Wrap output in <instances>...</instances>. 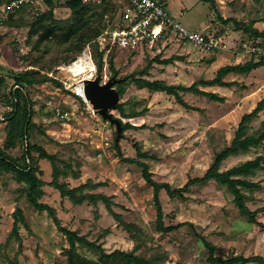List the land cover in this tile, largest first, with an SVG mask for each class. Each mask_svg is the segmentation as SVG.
Segmentation results:
<instances>
[{"label":"rangeland","instance_id":"rangeland-1","mask_svg":"<svg viewBox=\"0 0 264 264\" xmlns=\"http://www.w3.org/2000/svg\"><path fill=\"white\" fill-rule=\"evenodd\" d=\"M9 1L0 0V17H3L4 7ZM217 1L218 8L217 5L213 7L210 3L198 0H169L168 8L186 27L193 30L204 29L224 36L230 50L202 53L176 33L169 32L151 49L144 46L135 50H114L117 77L124 78L132 74L139 77L144 73L143 77L150 80L189 86L197 78L213 79L217 69L223 65L249 61L250 55H240V43L247 37L235 29L233 22L224 23L217 15L220 13L224 18L235 17L247 23L254 20L255 27L264 31V0ZM70 13V9L64 6V0H58L54 10L55 17L65 19ZM36 15L37 11L33 7H27L25 17L28 21L33 20ZM118 15L119 8L117 17ZM28 32L29 25L21 28L0 25V48L5 68L3 74L9 70L20 71L27 68L28 63L19 58V54L15 55L11 42L17 41L20 54L27 53L30 50L27 43ZM103 43L106 45L107 42ZM53 46L54 43H50V47ZM87 48L88 46L77 54L75 60ZM90 52L92 56L91 48ZM65 54L67 53L62 52L58 60ZM34 55H40V52H35ZM108 55L106 52L102 82L113 79L107 62ZM67 56L71 58L74 54L68 53ZM156 56L160 59L172 56L178 58L170 64L154 62L148 67L150 59ZM47 57L49 55H43L40 59L45 60ZM212 57L215 60L210 62ZM75 60H61L54 71L49 73L63 86L49 82L28 88L33 101V119L37 125L31 132V141L41 144L50 153H56L60 159L69 163L70 172L79 171L81 174L79 178H74L69 172L70 175L60 177L61 181L67 182L71 187L88 180L101 183L93 191L112 196L116 203L114 210L142 232H128L118 225L102 202L97 205L87 202L75 205L69 199L62 198L56 189L45 185L44 201L57 208L63 224L77 229L89 240L103 244L108 252L115 249H135L137 253H150L153 249L160 248L161 253L168 255L164 264H209L208 250L198 239L196 232L215 244L217 254L221 257L232 254L264 257V212L258 213L257 223L250 222L240 214L233 196L226 188L213 181L206 185L192 186L185 193L186 199H171L162 191L165 224L192 222L193 226L184 225L168 234L159 232L153 188L143 178L141 167L124 160L136 157V146H139L147 155L141 160L148 163L153 179L160 183H170L173 187H182L190 178L203 176L210 167L215 152L231 143L243 114L250 112L264 97V66L248 75H227L225 80L235 83L232 86L199 85L204 91L216 92L225 97L223 102L198 93L182 92L181 96L188 107L180 104L173 95L148 88L140 89L132 83L127 86L120 103L125 104L126 112L133 109L140 114L124 118L116 108L111 110L114 117L134 125L133 128L120 130L118 138V126L99 114L89 101L83 99L84 95L75 93L82 75L74 76L65 69ZM92 62L95 64L93 56ZM97 76L95 65L90 80ZM12 85L13 80L8 77L7 86L0 92V146L6 137L3 113L9 110L4 103L3 94L9 93ZM54 106H61L73 113L69 119H60L54 113ZM263 120L264 111L250 124L251 131L258 129ZM12 153L18 156L21 152L13 150ZM260 153H264V146L253 148L246 154L232 156L223 163L222 170L253 159ZM39 164L42 169L41 178L46 182L51 181V163L41 159ZM60 165L63 166L62 163ZM252 179L259 183V188L254 192V200L248 202V206L255 210L264 206V170L259 171ZM19 185L12 174L1 173L0 245H4L12 229L14 197ZM20 205L30 229L21 225L23 249L20 252L15 238H11L6 248H0V264H10L16 253L20 264H55L56 261L58 264H66L63 251L69 244L57 231L47 212L34 210L25 200ZM78 251L89 258H98L97 252L82 245H78Z\"/></svg>","mask_w":264,"mask_h":264},{"label":"trees","instance_id":"trees-1","mask_svg":"<svg viewBox=\"0 0 264 264\" xmlns=\"http://www.w3.org/2000/svg\"><path fill=\"white\" fill-rule=\"evenodd\" d=\"M58 0H45L46 9L38 11L33 20L28 21L25 17L28 5L24 4L15 12L9 14L6 18L0 17V25L8 28H21L29 25L27 43L30 50L27 53L20 54L17 48V41L11 42L15 55L19 54V58L26 61L27 68L14 71L9 70L3 74V65L0 64V92L7 86V78L13 80V85L9 88V93H4V103L9 110L3 113L5 123L4 130L6 137L3 145L0 146V176L1 173L12 174L14 180L19 183L17 194L15 195V207L12 212L13 224L10 235L4 245L0 248L7 247L11 238H15L18 242V252L23 249V237L20 233L21 225L30 229V225L25 216L24 210L20 203L25 200L27 204L34 210L39 212H47L48 217L67 240L69 246L63 251L66 264H164L168 255L161 253L160 248L153 249L152 252L145 251L137 253L133 250L115 249L108 252L103 244L97 241L89 240L86 235L80 234L77 229L64 225L63 220L58 215L56 207L42 201L46 192L45 185L56 189L62 198L69 199L75 205L90 203L97 205L102 202L108 212L114 217L118 225L123 226L128 232H138L141 229L133 223H128L123 216L114 210L116 204L112 196H108L101 192H94L101 183H94L88 180L78 186L71 187L67 182L61 181L60 177L70 175L71 165L60 159L56 153H50L44 146L31 141V132L37 127L33 115L34 108L28 88L41 86L49 82H54L59 86H63L61 82L49 75L54 71L56 65L60 61L75 60L76 55L84 51L89 46L92 49V56L97 68L98 75L101 76L105 67V54L108 46L103 48L97 41L110 24L114 23L118 13L117 5L111 0H104L101 3H83L82 0H64V6L69 8L71 13L65 19H57L54 10ZM210 3L216 7V0H200ZM218 19L224 23L233 22L235 29L240 31L243 36L250 40H264V31H260L255 27V21L245 22L235 17L224 18L220 13ZM54 43L50 47V43ZM41 45H44L41 48ZM117 47L113 46L109 51L108 65L115 80V87L122 97L126 92V88L130 84H135L138 88H148L152 91L165 92L168 95L176 97L177 101L185 107L188 103L182 98V92H193L202 94L211 100L223 102L225 97L216 92H208L199 88V85L206 86H232L234 81H226L225 77L231 73L248 75L252 71L264 66V56H251L250 60L245 63L227 64L217 69L216 76L213 79L204 80L197 78L191 85L168 84L160 80H150L144 76V73L137 77L135 74L128 75L124 78H118V69L115 67V58L113 51ZM56 51V53H55ZM40 52V55H34ZM54 52V53H53ZM65 53H72L74 57H69ZM37 54V53H36ZM43 55H49L48 59H40ZM2 52L0 50V59ZM178 57L172 56L168 59H160L156 56L150 59L148 67L154 62L161 64H170ZM212 57L209 61H214ZM81 101L83 99L78 97ZM116 110L124 118H133L138 116L139 111L131 110L126 112L125 104L119 103ZM264 111V97L258 101L256 106L241 117L238 127L235 131L234 138L231 143L215 152L213 161L203 176L190 178L182 187H173L170 183H160L153 179V174L149 169L148 163L141 159L146 158L139 146H136V157L124 158L125 161L136 163L142 169L143 178L153 188V200L156 207V223L157 230L162 234H168L177 231L184 225L193 226L192 222H179L177 224L166 225L164 222V209L161 200V192L165 191L169 198L186 199L185 193L196 184L206 185L215 182L233 196V202L239 209L242 216L246 217L250 222L257 223V215L264 212V206L252 210L248 206L249 201L254 200V192L259 188V183L252 178L259 172L264 170V153L258 154L255 158L246 160L226 170H222L223 163L232 156H238L250 152L253 148L264 146V120L255 131H251V123L259 117ZM1 122V121H0ZM120 128L118 127V138L120 130L133 128L132 123L120 120ZM122 133V132H121ZM13 150H19L20 155L16 156ZM37 154V156H36ZM41 159L48 160L52 166V180L49 182L41 178L42 169L39 161ZM63 164L61 166L60 164ZM74 178L81 176L79 171H71ZM1 219V215H0ZM139 235V234H138ZM198 239L208 250L207 261L209 264H264V257L255 255L246 257L242 254H232L228 257H221L217 254V246L210 242L204 235L197 233ZM136 240H138L136 238ZM78 245H82L98 253V258H89L78 251ZM137 248V247H135ZM9 258V257H8ZM10 264H20L18 255L10 260ZM55 264H58L57 261ZM180 264V263H179Z\"/></svg>","mask_w":264,"mask_h":264},{"label":"built area","instance_id":"built-area-1","mask_svg":"<svg viewBox=\"0 0 264 264\" xmlns=\"http://www.w3.org/2000/svg\"><path fill=\"white\" fill-rule=\"evenodd\" d=\"M103 1L104 0H82L83 3H101ZM111 1L117 4L119 15L115 22L110 24L108 29L97 39L103 48L108 46L107 53H109L113 46L130 50H135L144 46L151 49L160 38L164 37L169 32L176 33L177 36L187 41L191 46L202 53L209 51H225L231 48L220 35L209 33L203 29L193 30L186 27L177 20L175 16L166 9L165 4L159 0ZM24 4L33 7L37 12L44 11L47 7L45 0H10L4 7L2 18H6ZM103 42H107L106 45H103ZM240 44V55L255 57L264 56V40L262 39H245L242 40ZM85 53L88 54L92 60L89 46L82 56ZM80 57L81 56L72 64L77 62ZM69 66L65 67V69L68 70ZM75 93L79 95L77 88ZM54 113L58 118L65 120L69 119L73 112L61 106H54Z\"/></svg>","mask_w":264,"mask_h":264},{"label":"water","instance_id":"water-1","mask_svg":"<svg viewBox=\"0 0 264 264\" xmlns=\"http://www.w3.org/2000/svg\"><path fill=\"white\" fill-rule=\"evenodd\" d=\"M115 80L102 82L101 76L86 80L84 85V100L89 101L93 108L105 119L115 123L120 128V120L113 116L111 110L121 102V96L116 89Z\"/></svg>","mask_w":264,"mask_h":264},{"label":"bare ground","instance_id":"bare-ground-1","mask_svg":"<svg viewBox=\"0 0 264 264\" xmlns=\"http://www.w3.org/2000/svg\"><path fill=\"white\" fill-rule=\"evenodd\" d=\"M68 70L71 71L74 76L82 75V79L77 84L79 88H77V86L76 88L78 94L80 93L81 95H84L83 89H84L85 81L93 76V72L95 71V64L90 59L89 55L85 53L83 56L79 58L77 62L71 64L68 67Z\"/></svg>","mask_w":264,"mask_h":264},{"label":"crops","instance_id":"crops-1","mask_svg":"<svg viewBox=\"0 0 264 264\" xmlns=\"http://www.w3.org/2000/svg\"><path fill=\"white\" fill-rule=\"evenodd\" d=\"M160 2H162V3H164L165 4V7H166V9L170 12V13H172L171 11V9L170 8H168V1L167 0H159ZM198 1H200V0H198ZM201 2V1H200ZM218 1L216 0V5H217V8H218ZM183 9H184V7H183ZM173 14V13H172ZM223 16V15H222ZM204 30V29H203ZM222 37H224V36H222ZM0 50H1V48H0ZM1 52H2V50H1ZM2 59H3V52H2V56H1V59H0V64L1 65H3L2 64ZM4 66V65H3ZM32 88H34V87H32ZM3 126H4V124H2ZM46 192V191H45ZM46 195V194H45ZM42 201H44V198L42 199ZM45 202V201H44ZM64 237V236H63ZM66 243V242H65ZM66 247L68 246L67 244L65 245Z\"/></svg>","mask_w":264,"mask_h":264}]
</instances>
